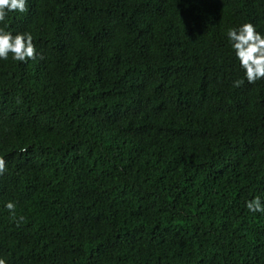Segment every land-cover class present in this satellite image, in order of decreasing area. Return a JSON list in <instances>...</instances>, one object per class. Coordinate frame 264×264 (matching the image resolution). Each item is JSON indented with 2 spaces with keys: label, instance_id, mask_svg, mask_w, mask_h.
Masks as SVG:
<instances>
[{
  "label": "trees",
  "instance_id": "obj_1",
  "mask_svg": "<svg viewBox=\"0 0 264 264\" xmlns=\"http://www.w3.org/2000/svg\"><path fill=\"white\" fill-rule=\"evenodd\" d=\"M245 22L264 34V0H28L9 13L37 58L0 59V257L264 264V213L246 208L264 200V79L233 87L245 77L227 38Z\"/></svg>",
  "mask_w": 264,
  "mask_h": 264
},
{
  "label": "clouds",
  "instance_id": "obj_2",
  "mask_svg": "<svg viewBox=\"0 0 264 264\" xmlns=\"http://www.w3.org/2000/svg\"><path fill=\"white\" fill-rule=\"evenodd\" d=\"M28 11V0H0V22H5L0 27V59L8 60L11 55L14 61L26 62L37 58L36 45L33 35L28 32H16L8 30L6 20L9 13H26ZM227 38L234 50L235 57L239 61L240 67L244 71L245 79L233 81L234 88L243 87L245 81L254 84L256 81L264 79V34L257 31L251 22H245L238 27H230L227 30ZM43 59V56L40 57ZM21 153H27L26 147L19 149ZM7 169V161L4 156H0V176ZM5 207L12 214V219L19 226L24 217L16 218V204L8 201ZM246 208L252 213H264V200L259 196L246 202ZM0 264H7V260L0 257Z\"/></svg>",
  "mask_w": 264,
  "mask_h": 264
}]
</instances>
